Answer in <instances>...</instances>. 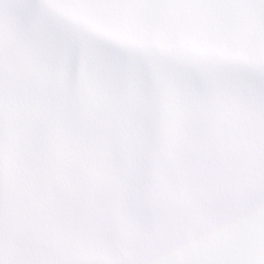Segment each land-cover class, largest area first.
<instances>
[{"label": "snow or ice", "instance_id": "1", "mask_svg": "<svg viewBox=\"0 0 264 264\" xmlns=\"http://www.w3.org/2000/svg\"><path fill=\"white\" fill-rule=\"evenodd\" d=\"M0 264H264V0H0Z\"/></svg>", "mask_w": 264, "mask_h": 264}]
</instances>
